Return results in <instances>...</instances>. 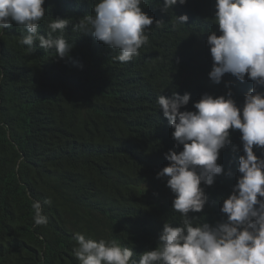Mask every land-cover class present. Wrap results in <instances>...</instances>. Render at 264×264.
<instances>
[{"label": "trees", "instance_id": "16d2710c", "mask_svg": "<svg viewBox=\"0 0 264 264\" xmlns=\"http://www.w3.org/2000/svg\"><path fill=\"white\" fill-rule=\"evenodd\" d=\"M187 2L174 14L175 8L160 10L163 0H144L142 11L164 24L146 30L148 43L126 63L116 59L119 50L73 31L96 0H45L38 34L47 36L52 19H70L63 35L73 47L63 59L38 41L29 53L19 43L25 30L15 22L0 35V264H80L76 234L116 240L138 260L157 245L164 223L179 225L167 178L156 173L169 164L164 154L182 146L175 145L157 98L189 93L181 111H195L202 94L231 91L239 107L253 86L230 74L219 84L209 79L206 41L218 28L215 0ZM185 12L190 20L176 24ZM229 131L231 144L217 160L223 172L211 186L201 184L206 204L189 213L196 223L225 218L220 208L243 155L241 133ZM253 151L264 158V150ZM33 201L42 204L46 225H34Z\"/></svg>", "mask_w": 264, "mask_h": 264}, {"label": "clouds", "instance_id": "9594fccd", "mask_svg": "<svg viewBox=\"0 0 264 264\" xmlns=\"http://www.w3.org/2000/svg\"><path fill=\"white\" fill-rule=\"evenodd\" d=\"M144 0H96L92 14L83 16L73 31L90 34L96 41L119 50L116 59L126 63L139 55L148 43L146 30L155 23L144 11ZM45 0H0V35L15 22L25 30L20 39L27 51L34 43L45 50L54 49L56 57L65 58L73 47L63 33L70 19L57 17L48 24L47 36L38 34L39 22L45 16ZM187 0H163L161 11L175 8L178 14ZM214 23L218 26L207 36L212 59L209 79L219 84L225 74L253 86L237 106L231 91L213 97L201 95L193 103L195 111H181L188 105L190 94L160 95L157 105L174 129L179 152L169 150L164 157L169 164L156 173L167 178L166 186L174 194L172 209L180 214L178 226L164 223L157 245L132 259L134 252L116 240L96 241L76 234L74 256L80 264H264V158L254 154V146L264 150V0H215ZM176 17L184 25L190 17ZM59 31L60 35L53 34ZM219 32V35H217ZM239 130L243 155L239 156L237 182L220 208L225 214L215 225L196 223L207 196L205 187L223 172L217 163L220 150L231 144L230 131ZM234 152L239 151L235 146ZM230 175V173H229ZM259 197V199H258ZM45 204H51L45 200ZM35 226L46 225L39 201H33Z\"/></svg>", "mask_w": 264, "mask_h": 264}, {"label": "bare ground", "instance_id": "6f19581e", "mask_svg": "<svg viewBox=\"0 0 264 264\" xmlns=\"http://www.w3.org/2000/svg\"><path fill=\"white\" fill-rule=\"evenodd\" d=\"M157 32V31H156ZM157 35V34H156ZM150 36V35H149ZM154 36H155V34H154ZM141 55H144V54H141ZM149 55H147V57H148ZM153 56V55H152ZM142 57V56H141ZM149 58V57H148ZM73 63V62H72ZM73 66V65H72ZM83 74V73H82ZM143 79V78H142ZM139 81V80H138ZM140 82V81H139ZM142 82H144V81H142ZM141 82V83H142ZM141 85H143V84H141ZM157 87V86H156ZM158 88H159V86H158ZM186 93V92H185ZM192 94H194V93H192Z\"/></svg>", "mask_w": 264, "mask_h": 264}]
</instances>
